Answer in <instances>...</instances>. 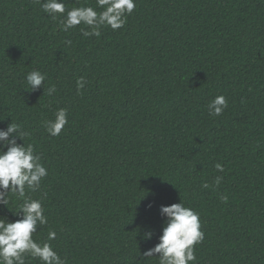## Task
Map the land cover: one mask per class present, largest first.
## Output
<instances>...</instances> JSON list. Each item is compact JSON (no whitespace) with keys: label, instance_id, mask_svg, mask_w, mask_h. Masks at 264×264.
Listing matches in <instances>:
<instances>
[{"label":"trees","instance_id":"obj_1","mask_svg":"<svg viewBox=\"0 0 264 264\" xmlns=\"http://www.w3.org/2000/svg\"><path fill=\"white\" fill-rule=\"evenodd\" d=\"M43 2L0 0V129L22 123L48 168L26 193L48 217L34 239L66 264H158L143 253L162 234L159 208L183 201L204 232L189 264H264V0H135L100 37L61 31ZM33 69L45 92L30 91ZM218 95L228 107L211 116ZM59 108L68 123L52 137ZM19 203L0 204V219H20Z\"/></svg>","mask_w":264,"mask_h":264},{"label":"clouds","instance_id":"obj_2","mask_svg":"<svg viewBox=\"0 0 264 264\" xmlns=\"http://www.w3.org/2000/svg\"><path fill=\"white\" fill-rule=\"evenodd\" d=\"M39 2V0H38ZM136 7L135 0H96V6H80L66 10L64 0H45L42 10L52 19H59L60 30L68 32L80 25L85 37L101 36L102 27L112 30L121 29L127 23V17ZM97 8L102 11H97ZM66 13V15H65ZM70 43V42H69ZM30 91H37L45 85L47 74L38 69L29 71L25 77ZM77 87H84V80L77 81ZM47 95L56 92L55 86L46 89ZM228 107L227 97L218 95L207 105L209 115L220 116ZM68 123V110L59 108L53 120H46L44 127L52 137H58ZM31 133L24 129L22 123H9L6 129H0V204L8 205L9 199L15 197L18 204L15 214L20 219L9 221L0 219V264H26V256L38 259L41 264H66L49 242H38L33 234L38 227L48 224L46 207L43 198L34 199L26 193H34L41 189L48 176V168L42 162V156L35 145L26 143ZM23 140L24 143H18ZM215 168L223 172L222 164ZM222 177L216 178L219 184ZM203 187H208L204 184ZM227 202L228 197L221 198ZM151 208L152 205L150 204ZM164 219L159 242L143 253V258L158 257V264H189L196 260L194 246L204 240L200 214L183 201L159 208ZM139 234V233H138ZM154 232H144L143 239L151 240ZM56 238L55 231H49L48 241Z\"/></svg>","mask_w":264,"mask_h":264}]
</instances>
